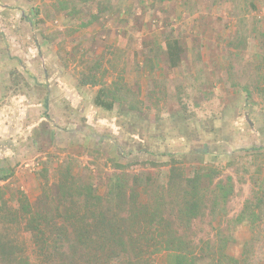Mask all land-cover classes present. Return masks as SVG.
Segmentation results:
<instances>
[{
    "label": "rangeland",
    "instance_id": "374dc122",
    "mask_svg": "<svg viewBox=\"0 0 264 264\" xmlns=\"http://www.w3.org/2000/svg\"><path fill=\"white\" fill-rule=\"evenodd\" d=\"M74 2L59 11L54 0H0V197L11 236L30 248L9 213L64 166L103 191L118 163L162 171L175 157L233 179L215 218L197 221L199 236L229 225V254L245 248L247 264H264V215L254 236L235 221L256 192L264 198V0ZM174 41L182 56L171 67ZM103 82L122 88L112 111L94 103Z\"/></svg>",
    "mask_w": 264,
    "mask_h": 264
},
{
    "label": "trees",
    "instance_id": "16d2710c",
    "mask_svg": "<svg viewBox=\"0 0 264 264\" xmlns=\"http://www.w3.org/2000/svg\"><path fill=\"white\" fill-rule=\"evenodd\" d=\"M54 1L59 11L75 3ZM167 48L169 65L178 66V42H169ZM89 81L100 84L96 77ZM113 85L117 83L100 85L97 107L112 111L125 101L122 88ZM126 168L116 164L102 191L90 176L81 179L64 166L57 182L46 183L35 202L22 194L9 214L28 234L30 248L3 224L1 212L9 208L0 197V264H247L245 248L241 258L228 252L235 242L231 226H212L214 234L205 239L195 230L198 220L215 218L220 205L232 197V176L224 179L218 169L202 163L189 171L175 157L162 171L132 173ZM263 215L264 198L256 192L246 200L236 226L249 224L254 236ZM161 254L165 260L159 263Z\"/></svg>",
    "mask_w": 264,
    "mask_h": 264
}]
</instances>
